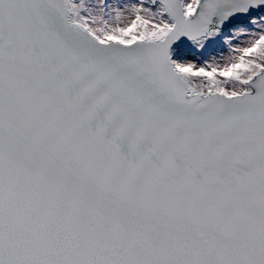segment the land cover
<instances>
[{
  "label": "snow or ice",
  "instance_id": "6c2138e0",
  "mask_svg": "<svg viewBox=\"0 0 264 264\" xmlns=\"http://www.w3.org/2000/svg\"><path fill=\"white\" fill-rule=\"evenodd\" d=\"M0 264H264V0H0Z\"/></svg>",
  "mask_w": 264,
  "mask_h": 264
}]
</instances>
